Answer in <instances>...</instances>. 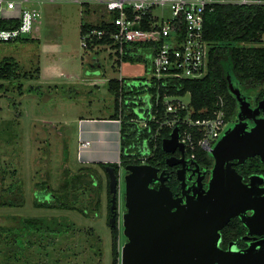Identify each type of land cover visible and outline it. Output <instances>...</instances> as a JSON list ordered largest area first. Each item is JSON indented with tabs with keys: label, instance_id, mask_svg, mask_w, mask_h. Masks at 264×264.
<instances>
[{
	"label": "rangeland",
	"instance_id": "obj_1",
	"mask_svg": "<svg viewBox=\"0 0 264 264\" xmlns=\"http://www.w3.org/2000/svg\"><path fill=\"white\" fill-rule=\"evenodd\" d=\"M46 3L50 5L38 11L41 18L45 17L41 47L30 40V33L12 42H0V61L14 59L20 67L19 80H0V191L20 185L24 195L23 206L0 207V264H112L107 176L97 164L87 163L78 155V145L87 142H78V119L110 120L115 110L107 82L120 78L148 80L151 59L118 62L107 47L82 48L78 16L79 9L86 6L69 1ZM90 6L95 15L110 16L102 6ZM62 16L68 19L63 29L51 23L61 21ZM40 61L46 74L51 75L48 81L36 79ZM24 74L34 78L23 80ZM60 74L64 77L59 78ZM179 100L188 103L189 96ZM134 111L138 119L143 118L137 107ZM136 124L139 127L140 123ZM66 169L71 174L91 171L96 175L101 187L96 214L35 207L36 199L42 202L49 198L39 185L46 182L50 192L57 193ZM119 173L116 224L120 251L126 242L122 226L124 169ZM77 193L78 205L86 208L88 193L82 189ZM61 216L67 217L73 227L59 237L48 238V242L40 235L33 237L29 246L32 250L28 249V232L21 236L18 228L17 238L13 236L16 233L9 234L15 225L32 217ZM15 240L22 250L17 254L18 261L12 256L8 263L5 257L13 254Z\"/></svg>",
	"mask_w": 264,
	"mask_h": 264
},
{
	"label": "trees",
	"instance_id": "obj_2",
	"mask_svg": "<svg viewBox=\"0 0 264 264\" xmlns=\"http://www.w3.org/2000/svg\"><path fill=\"white\" fill-rule=\"evenodd\" d=\"M20 23L16 20L1 22L2 29H17ZM107 25L87 26L82 25L81 35L89 29H103ZM204 38L211 44L209 64L206 75L201 79H173V78H148V80L110 79L107 82L109 93L113 98L115 112L111 120L120 122V155L119 164L98 163L105 168L114 167L116 173L120 167L127 165H140L142 162L158 169L165 167V153L161 149L162 141L169 137L172 129L166 122L180 121L175 124L179 133L186 128L182 120L191 110L190 117L204 119L212 117L217 109V102L222 98L225 103V119L231 121L236 113L235 98L230 87L239 88L249 93L264 87V46L261 38L264 34V6L219 4L213 11L204 15ZM80 35V36H81ZM12 42V41H10ZM107 41H95L92 46L104 45ZM89 46V47H92ZM151 49L148 46H133L126 50L122 61L150 60ZM151 64V62H150ZM19 65L14 59L0 61V80H19ZM149 70H151V65ZM151 72V71H150ZM39 77V67H36V79ZM23 80L34 78L33 75H23ZM21 86V85H20ZM189 96L186 109H178L175 114L167 113L165 100L167 98H182ZM264 95V92L259 95ZM148 102V103H147ZM141 105H145L141 108ZM136 107L143 112V118L138 119ZM143 120L147 127L139 128L137 122ZM198 162L205 163L204 152L199 148L194 150ZM66 159V156H65ZM96 175L88 171L71 174L67 169L63 171V179L59 184L57 193L50 192L49 185L43 182L39 190H46L49 198L39 202L36 199L35 207L47 209H61L78 211L82 214H96L99 206L100 184ZM107 176V173H106ZM109 178L107 176L108 215L110 214ZM88 193L86 208L78 205V190ZM24 195L20 185H13L0 191V207H21ZM89 211V212H88ZM17 226V227H16ZM73 223L65 216L61 217H32L25 222L15 225L9 234L17 238V230L27 233L28 249L33 244V237L40 235L48 242V238L59 237L67 233ZM3 228V227H2ZM4 229V228H3ZM111 229V255L112 264H120L119 231L117 227ZM8 230V229H5ZM12 252L5 257L10 261L22 250L13 242ZM19 247V248H18ZM24 250V249H23ZM32 250V249H31ZM34 250V249H33ZM101 257V252L98 253Z\"/></svg>",
	"mask_w": 264,
	"mask_h": 264
},
{
	"label": "water",
	"instance_id": "obj_3",
	"mask_svg": "<svg viewBox=\"0 0 264 264\" xmlns=\"http://www.w3.org/2000/svg\"><path fill=\"white\" fill-rule=\"evenodd\" d=\"M230 91L241 105L239 120L251 118L258 114L260 108L264 109V100L252 110L249 98L243 96L239 89L231 85ZM262 125L256 121L252 134L239 147L235 145V137L243 128L241 123L232 124L223 133L210 150L215 166L209 188L196 199L187 195L184 199L185 193L174 198L165 184L168 179L165 171L160 172L149 164L127 165L124 168L127 174L124 176L125 212L122 216L126 242L120 250V264H264V254L252 252V249L236 253L224 252L219 247L220 230L231 218L252 210L254 219L264 211L262 204L252 198V190L242 185L229 166L224 168L227 160L237 158L243 161L262 154ZM176 148H182L178 127H174L161 144L162 151L166 153ZM181 162L172 158L166 160L170 166ZM105 172L111 196L108 224L115 228L120 173L110 166L105 168ZM182 173L180 170L177 174L184 189ZM153 184H158V187H152ZM242 220L250 227V222Z\"/></svg>",
	"mask_w": 264,
	"mask_h": 264
},
{
	"label": "built area",
	"instance_id": "obj_4",
	"mask_svg": "<svg viewBox=\"0 0 264 264\" xmlns=\"http://www.w3.org/2000/svg\"><path fill=\"white\" fill-rule=\"evenodd\" d=\"M42 1H69L82 6L95 2L102 5L110 14V19L106 22L107 27L85 31L80 36L82 48L87 49L95 41L106 40V44L98 45V47L109 48L111 54L118 62H121L126 50L130 47L148 46L152 52L149 78L190 80L201 79L208 71L211 44L204 38L205 13L213 11L215 5L231 4L226 0ZM232 4L264 6V0H236ZM38 16L37 11L20 10L13 0H0V24L6 20H16L20 23L17 29L0 28V42H10L22 34L30 33L32 23ZM261 42L264 46V34ZM179 99L165 100L167 113L175 114L178 109L187 108V103ZM191 112L188 110V114L181 121L186 128L179 133V142L191 153L196 148L210 152L228 124L225 119L224 100L218 99L217 109L212 117L193 120L190 117ZM117 122L120 125V122ZM179 122L175 115L174 120L166 122V126L173 129ZM138 123H140L139 128L147 127L143 120ZM90 145L89 141L78 145V155Z\"/></svg>",
	"mask_w": 264,
	"mask_h": 264
},
{
	"label": "flooded vegetation",
	"instance_id": "obj_5",
	"mask_svg": "<svg viewBox=\"0 0 264 264\" xmlns=\"http://www.w3.org/2000/svg\"><path fill=\"white\" fill-rule=\"evenodd\" d=\"M239 91L243 96L249 98V103L252 110L259 107V104L264 100V95L259 97V95L264 92V87L254 90V93H246L240 89ZM233 97L236 101V113L233 120L228 121L223 133L232 124L241 123L243 128L238 134H236L235 137V145L239 147L241 142L248 138L250 134H252V130L256 121H260L261 125L264 123V109L260 108L258 114L255 113V116L251 118L242 117L241 120H239L241 105L234 95ZM262 126L264 127V124ZM261 149L262 150L260 151L263 155L257 154L255 156L248 157L243 161H240V159L237 158L230 159L224 162V168L229 166L230 170H233L236 176L239 178L242 185L252 190V198L258 200L264 208V146L261 147ZM201 151L207 155L205 156V163L198 162L195 153L188 151L183 144L181 149L176 148L171 153L164 152L165 167H162V169H159V171H165V173L168 175V179L166 180L165 184L169 187L174 198L181 197L182 193H185L183 196L184 199L186 195L193 196V198L196 199L199 195H203L207 192L212 171L215 166V159L210 156V152H205L204 150ZM170 158H172L174 161L182 160V162L175 163L170 166L166 163V160ZM125 167L126 166L120 168L124 169ZM180 170H183L182 174L185 184L184 189L182 187V181L178 179L177 173ZM124 173L125 175L127 174L125 170ZM152 187L157 188L158 184H153ZM43 202L44 201H42V203ZM253 215L254 212L252 210H248L245 212V214L240 213L234 216L225 224V226L220 230V250L224 252L232 251L236 253H243L249 249H252V252L264 254V211L261 215L254 219H252ZM109 217L110 214L107 217V221ZM242 218L250 222V227L245 225Z\"/></svg>",
	"mask_w": 264,
	"mask_h": 264
},
{
	"label": "crops",
	"instance_id": "obj_6",
	"mask_svg": "<svg viewBox=\"0 0 264 264\" xmlns=\"http://www.w3.org/2000/svg\"><path fill=\"white\" fill-rule=\"evenodd\" d=\"M10 1V0H4ZM17 3L20 10L27 11H42L43 7L49 6L50 4L46 3L48 1L42 0H13ZM228 3H235L236 0H226ZM92 4L99 5L97 3H90L86 5V9H79V18H78V35H81L82 25L87 26H100L109 21L110 16L105 17L104 14H97L94 10H91ZM102 6V5H100ZM103 7V6H102ZM104 8V7H103ZM105 9V8H104ZM92 11V12H91ZM107 12V11H106ZM36 18L31 27L30 31V40L36 41L38 46L41 47L42 40V26L44 23L45 17L40 15ZM110 15V14H109ZM87 19L86 21H83ZM61 21L52 20V24L60 25L62 29L65 27L67 18L62 16ZM63 25V26H62ZM60 27V28H61ZM44 66L39 62V79L40 81H48L51 77L50 74H46ZM59 78L64 77L63 74L58 76ZM69 78V76H68ZM120 125L117 120H100L97 118H88L84 119L80 117L78 119V142L79 141H89L91 147L81 151V159L85 160L87 163L98 164V163H109V164H119V155H120V138H119Z\"/></svg>",
	"mask_w": 264,
	"mask_h": 264
}]
</instances>
